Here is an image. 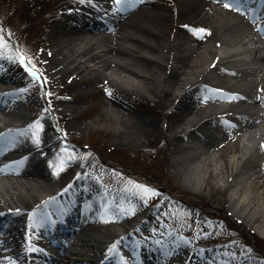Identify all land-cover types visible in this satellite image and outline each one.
<instances>
[{
	"label": "bare ground",
	"instance_id": "6f19581e",
	"mask_svg": "<svg viewBox=\"0 0 264 264\" xmlns=\"http://www.w3.org/2000/svg\"><path fill=\"white\" fill-rule=\"evenodd\" d=\"M107 1L92 0L91 8L75 12L77 16L67 15L55 28L58 48L50 52L49 71L54 75L67 72L65 78L71 76L69 83L74 75L84 73L83 83L71 85L67 99L78 100L79 95L72 93L83 85L106 82L104 89L111 95L104 100L103 114L95 122L117 133H130L134 139L143 125L151 127L152 122L133 112L126 99L142 100L134 91L165 95L166 103H174L183 114V123L168 129L167 135L175 140L178 154L186 152L191 158L205 154L220 140L221 136L212 131L210 124L215 117H224L216 113L227 109L228 105L220 101L234 99L238 104L231 114L238 121L225 117L231 126L228 134L243 135L244 152L253 146L264 148V100L262 94L253 92V87L264 81V35H259L254 22L264 0L255 4H252L255 0H242L239 7L244 16L235 6L232 10L224 7L230 0H178L169 10H158L151 1L135 0L116 12L108 9ZM244 2L253 7L248 9ZM200 28L205 32L194 35L192 30ZM213 36L218 37L216 40L214 37L216 44ZM238 46L242 50H237ZM239 53L249 55L237 58ZM218 55L219 65L230 64L225 68L227 73L244 80V86L236 85L239 90L244 87V93L212 90L211 76L215 71L211 63ZM238 65L243 67L237 68ZM14 80L13 75L0 72V81ZM0 87V264H12L24 254L36 263L63 264L60 261L70 256L73 246L84 249L81 254L94 251L88 264H114L117 249L127 255L126 264L137 263L141 255L142 264L228 263L219 257L224 255L219 248L211 253L204 245H186L181 239L174 242L173 235L158 240L156 245L143 242L116 245L117 236L107 239L94 234L91 229L105 214L102 186L93 177L82 174L85 172H78V160L71 158L72 152L53 153L58 140L51 115L33 111L32 97L25 88ZM54 109L52 106L50 112ZM35 115L45 124L40 126L38 121H31L30 116ZM130 147L141 151L140 146ZM59 158L69 159L65 169L72 171L73 179L68 184L61 183L55 175ZM185 160L183 155L175 158L178 169L198 162L187 167ZM200 171L202 178L205 174ZM239 171H244V179L237 183L238 189L231 193L230 200L239 198L242 206L233 213L238 217L244 215L246 225L251 222L248 215L253 221L264 222V166L237 169L236 174ZM231 183L236 184L235 180L228 185ZM242 185L251 187V196L239 192ZM26 196L35 201L24 200ZM68 220L72 227L66 224ZM57 228L67 232L61 243L50 234V230ZM56 245H60V252L53 256L47 251ZM149 254L155 255L154 263L149 261Z\"/></svg>",
	"mask_w": 264,
	"mask_h": 264
},
{
	"label": "rangeland",
	"instance_id": "374dc122",
	"mask_svg": "<svg viewBox=\"0 0 264 264\" xmlns=\"http://www.w3.org/2000/svg\"><path fill=\"white\" fill-rule=\"evenodd\" d=\"M81 1L0 0V28L4 31L8 45L0 49V72L15 77L11 86L23 87L30 93L34 112L43 113L47 104L55 108L53 118L56 122L52 124L58 142L54 145L53 153L63 150L72 152L71 158L78 160L77 170L89 173L97 182L100 181L98 174L102 175L103 183L98 182L103 187L102 203L110 208L104 219L96 221L91 231L107 239H114L128 230L137 233V240L142 242L143 239L144 242L151 241L156 235L170 238V234L175 237L174 240L181 239L186 245H208L210 249L223 246L222 252L227 264H264V222L260 219L253 221L251 216L246 215L251 221L246 225L244 215L238 217L233 213L234 209L242 206L240 199L230 200L231 193L238 189L237 183L244 179V171L236 174V170H244L252 165L264 166L263 147L253 146L244 152L243 135L228 134L231 126L224 119L226 117L233 122L238 121L231 114L238 101H220L228 105L223 112L216 111L224 117H215L210 127L221 138L205 154L192 158L186 152L178 154L173 143L175 140L167 135L168 129L183 123V114L179 108L174 107V103H166L165 95L134 91V94H140L142 100L126 99L133 112L152 122L151 127L143 125L142 132L134 139H131L130 133H117L103 123L96 124V119L102 116L105 109L104 100L111 95L104 89L107 83L83 85L72 93L79 95L78 100L72 101L67 99L68 90L71 85L83 83L84 73L74 75L69 83L71 76L66 79L67 72L54 75L53 71H49L50 52L58 48L54 41L55 28L72 11L68 7ZM143 1H151L158 10H169L178 0ZM106 4L110 11H116L114 0H108ZM216 42L219 47V42ZM21 59L23 64L19 62ZM26 60L36 66L32 71L38 74V79L27 78L30 71L27 70L29 65ZM212 71H215L211 76L213 90L217 91L219 87L222 88L219 92L230 90L234 94L238 91L244 93V87L239 90L236 86H244L243 79L234 78L221 67ZM253 92L264 96V81H259L253 87ZM120 113L125 112L121 110ZM126 115L123 114L124 117ZM30 117L33 122L39 120L38 115ZM43 121H38V124H45ZM131 145L140 146L141 151L132 149ZM178 155L186 158L183 163L187 167L198 162L186 169H178L175 162ZM58 161L60 166L55 175L64 184L72 177V171L65 169L69 159L59 158ZM199 171L205 174L202 178ZM231 180H235L236 184L228 185ZM250 188L242 185L239 192L251 196L253 190ZM144 189L149 191L145 192ZM24 200L35 201L31 196H26ZM18 204L24 206L25 203L18 201ZM255 206H258V202ZM135 219L143 222L137 230L132 228ZM60 235L62 238L67 236L66 233ZM60 237L54 236L61 242L63 239ZM117 245H123V242L119 241ZM72 250L70 256H64L60 263L88 264L94 257V251L91 250L86 254H81L84 249L78 246H73ZM56 252L57 248L53 250V253ZM149 256L155 258V255Z\"/></svg>",
	"mask_w": 264,
	"mask_h": 264
},
{
	"label": "snow or ice",
	"instance_id": "6c2138e0",
	"mask_svg": "<svg viewBox=\"0 0 264 264\" xmlns=\"http://www.w3.org/2000/svg\"><path fill=\"white\" fill-rule=\"evenodd\" d=\"M133 2H134V0H114L115 5L117 6L116 7L117 11H120L123 6H128ZM218 2H219V0H218ZM241 3H242V0H230V2L224 4V7L232 10L233 7L235 6V10L239 11L240 10L239 6ZM192 32L194 35H202L205 32V30L203 28L193 29ZM7 46H8L7 41L4 38V31L2 28H0V49L6 48ZM19 62L22 64L24 63L23 59H21ZM30 74L33 76H36V73L34 71H30ZM38 127L39 126L37 125V128ZM37 142H38V138H37ZM144 191L148 192L149 190L144 189Z\"/></svg>",
	"mask_w": 264,
	"mask_h": 264
}]
</instances>
